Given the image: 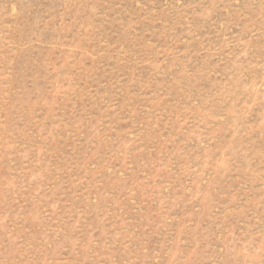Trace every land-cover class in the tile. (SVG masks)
<instances>
[{
    "label": "rangeland",
    "instance_id": "1",
    "mask_svg": "<svg viewBox=\"0 0 264 264\" xmlns=\"http://www.w3.org/2000/svg\"><path fill=\"white\" fill-rule=\"evenodd\" d=\"M0 264H264V0H0Z\"/></svg>",
    "mask_w": 264,
    "mask_h": 264
}]
</instances>
